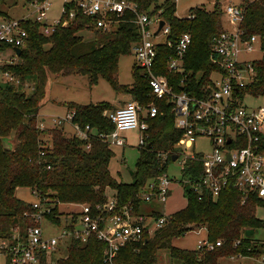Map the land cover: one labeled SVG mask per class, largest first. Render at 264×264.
<instances>
[{"label":"trees","instance_id":"trees-1","mask_svg":"<svg viewBox=\"0 0 264 264\" xmlns=\"http://www.w3.org/2000/svg\"><path fill=\"white\" fill-rule=\"evenodd\" d=\"M25 3L32 0H22ZM141 12L158 14L169 23L172 40L182 32L191 35V42L184 59L185 70L189 71L184 90L198 95L202 81L208 78L214 68L208 59L213 38L224 30L223 7L215 4L212 12L202 8L192 10L191 17L179 18L174 15L172 0H129ZM18 0H14L15 5ZM241 29L248 38L256 35L261 41L262 55L252 61L255 80L238 91L241 99L245 94L264 96V0H244ZM149 14V13H148ZM0 15H8L0 13ZM27 39L21 47L17 60L0 66V71H8L14 81L0 84V242L15 246L24 241L28 226L35 222L30 215L31 207L15 195L18 187L36 189L53 202L102 203L105 191H115L120 205L132 204L137 212L142 211L140 200L145 185L167 171V162L158 152H166L174 147L180 134L174 128V116L170 104L156 100L150 93L148 80L136 66L133 68V82L130 86L116 81L117 62L122 54L131 50L132 44L139 39V29L134 16L122 15L110 31L94 29L92 19L76 14L67 26H57L45 36L39 32L38 25L26 22ZM83 30H93V37L85 40L80 34ZM170 48H157L159 73L164 70ZM198 71L203 72L196 79ZM74 73L87 76L90 84L99 77L104 78L117 91L129 93L141 106L154 102L157 114L148 119L149 149L140 150L131 182H117L109 172L112 156L110 146L92 139L90 149L84 148V141L76 136L67 137L59 128L40 129L38 127L39 109L46 95L51 76H68ZM177 81L180 75L173 76ZM28 85V89L24 87ZM177 84L174 89L179 91ZM28 90V91H27ZM71 121L81 126L89 124L95 131H109L113 124L104 116L109 103L71 104ZM40 121V120H39ZM15 131L12 150H6L1 138ZM43 142L45 144H43ZM264 145V140H263ZM130 173V171H129ZM184 176L194 178L199 168L188 163ZM187 205L151 235L143 232L141 239L130 241L120 247L111 261L112 264H155L156 253L167 249L170 257L179 264H219L221 257L232 255L257 258L264 254V243L246 238V229H259L263 222L255 216L256 205H263L258 197L251 196L241 204L239 192L227 188L213 200L206 195L198 200L196 194L186 189ZM143 212V211H142ZM57 207L47 216L50 221L58 222L55 217ZM155 216L161 214L152 212ZM192 226H203L205 235L211 240H221L220 247L209 252L196 249L185 250L172 245L173 238L183 234ZM239 243L235 246V242ZM67 253L64 257L49 259L41 257V264H109L104 261L105 243L94 236L82 243L78 240L66 241ZM1 252V250H0Z\"/></svg>","mask_w":264,"mask_h":264},{"label":"built area","instance_id":"built-area-1","mask_svg":"<svg viewBox=\"0 0 264 264\" xmlns=\"http://www.w3.org/2000/svg\"><path fill=\"white\" fill-rule=\"evenodd\" d=\"M26 4L29 11L25 15H0V62L4 59V64L13 63V48L21 49L27 39L24 27L26 22L36 23L39 32L47 36L57 26H67L76 14H82L92 19L94 29L107 32L126 12L132 14L140 34L139 39L131 46L136 59L135 66L148 80L152 96L158 101L164 100L170 104L174 128L180 134L174 144L179 148L173 147L166 152H158L157 155L168 160L171 155L177 154L174 161L182 172L178 181L187 185V189L196 194L199 201L206 195L215 200L222 191L232 188L239 192L241 204L251 196H256L264 202V110L241 106L237 94L240 89L255 80L252 61L240 60L239 56L242 52L253 51V43L260 40L256 35L248 38L244 36L240 27L243 20L242 6L233 3L224 5L223 19L227 26L213 38L208 56L214 68L208 78L202 81L198 95H192L184 90L190 74L184 66L185 55L191 42L190 33L182 32L172 40L169 23L163 20V25L159 28L161 18L156 16L151 20L149 14L141 12L134 2L63 0L60 17L54 20H49L48 17L51 7L49 0H32ZM154 39L160 40L155 42ZM160 46L170 48L164 67L169 76L158 72L160 65L157 60V48ZM7 50L12 51L14 55L2 56ZM175 75H180L178 81L177 78L173 79ZM3 76L4 83H18L8 71H4ZM202 76V71L195 75L196 79H201ZM177 84L181 86L179 91L174 89ZM24 87L28 89L27 84H24ZM157 112L158 107L154 102L144 107L132 99L109 111L107 119L113 124L109 131H95L89 124L81 126L73 123V111H68L66 117L57 123L69 121L73 129L72 136L83 140L86 150L90 149L92 139L108 145L124 146L125 140L121 132L138 129L137 147L142 150L150 147L147 120ZM39 128L43 129V126ZM197 138L208 140L210 152L199 153L190 150ZM188 163H194L199 168L198 175L193 179L183 173ZM174 181L177 180L169 177L166 172L150 180L138 196L142 205L153 201L164 203L170 193L169 187ZM30 193L34 197V200L29 202L32 211L25 215H30L35 224L27 227L25 240L17 242L15 246L0 242V250L8 254V264H41V257L49 259L58 245L69 239L84 243L91 236L105 243L104 261L112 264L115 252L120 247L141 239L144 231L151 235L168 220L163 214L155 216L152 212H137L132 204L120 205L116 195L105 197L102 203L93 205L69 203L72 209L65 216L60 210V206L65 204L51 201L36 189L30 188ZM55 207L58 222L47 218ZM44 221L48 225L58 226L59 233L48 236L43 227ZM238 243L239 240L234 245ZM221 244V240L211 241L205 235L197 240L195 249L209 252ZM237 257L239 256L232 255L229 258ZM257 264H264V254L259 256Z\"/></svg>","mask_w":264,"mask_h":264},{"label":"rangeland","instance_id":"rangeland-1","mask_svg":"<svg viewBox=\"0 0 264 264\" xmlns=\"http://www.w3.org/2000/svg\"><path fill=\"white\" fill-rule=\"evenodd\" d=\"M164 0H159V3H163ZM244 0H172L174 7V15L179 18H185L191 14L195 8H202L207 12L214 10L215 4L224 7L227 3H233L241 6ZM14 0H0V13H7L10 16L18 17L19 15H25L29 11L27 4L18 0L15 5H12ZM51 3L50 10L48 12L49 20L58 19L60 17L61 7L63 0H49ZM30 13V12H29ZM149 16L151 20H154L158 14H152ZM32 17V15H31ZM51 22V21H49ZM224 26L227 23L223 19ZM80 34L85 40H90L93 37V30H83ZM160 39H154L155 42ZM254 50L251 52H242L239 56L240 60L254 61L261 57V41L256 40L253 43ZM13 52L7 50L2 53V56H12ZM7 54V55H6ZM14 61L17 60V56L14 55ZM13 61V62H14ZM5 62L1 60L0 66ZM136 59L134 53L130 50L127 54H122L118 58L117 62V75L116 81L120 85L130 86L133 82V68L135 67ZM3 72L0 71V84L4 85ZM27 89V88H26ZM28 91V90H27ZM134 99L129 93L124 90L117 92L104 78L99 77L94 84H90L87 76L74 73L68 76H51L48 82L46 95L43 103L39 109L38 126L43 129L59 128L64 132V135L70 137L73 134V129L69 121H63L62 124H58L57 121L64 119L68 111H72L69 107L71 104H98L100 102H107L110 108L104 110V116L107 118L109 111L112 108L120 107L129 100ZM240 105L247 108H262L264 110V96H255L245 94L240 99ZM44 119V121H41ZM40 120V121H39ZM42 125V126H41ZM264 133V127H263ZM122 137L126 138V142L123 146L109 145L112 151V156L109 161V172L111 176L117 182H131L129 171L134 170L135 162L140 155L138 149V129H129L121 132ZM175 149L179 148L174 146ZM210 144L208 140L204 138H197L194 142V146L190 148L191 151L199 153L210 152ZM168 151V150H167ZM167 175L171 178H175L170 187V193L165 199L164 203H156L155 201L145 205V211L153 209L160 214L170 217L184 209L187 205V197L185 191L187 185L181 184L178 180L182 177L181 169L176 161L167 162ZM115 191L111 188L105 191V197L110 198L114 196ZM15 195L20 199L31 202L34 197L30 193L28 187H18L15 190ZM72 206L65 204L60 206L62 214H66L71 211ZM144 211V212H145ZM255 216L260 219L264 224V206L256 205ZM43 227L48 236L56 235L59 233V227L54 225H48L46 221L43 222ZM205 228L203 226H192L186 230L183 234L173 238L172 245L174 247L194 250L196 248V242L200 238L205 237ZM254 240L264 243V225L257 229V232L253 236ZM68 242H64L57 246L56 250L51 254L53 259L64 257L67 253ZM51 257V256H50ZM8 254L5 251L0 252V264H8ZM157 264H179L176 260L171 259L169 251L167 249H160L156 253ZM219 264H257L259 263V257H237L231 259L229 257H221L218 260Z\"/></svg>","mask_w":264,"mask_h":264},{"label":"water","instance_id":"water-1","mask_svg":"<svg viewBox=\"0 0 264 264\" xmlns=\"http://www.w3.org/2000/svg\"><path fill=\"white\" fill-rule=\"evenodd\" d=\"M163 25V20L161 19L159 21V28ZM15 55L18 57L21 49L18 47H14L13 48ZM15 131H12L8 136L2 137L1 138V144L3 146L4 149L6 150H12L14 147V141H15ZM227 142H229V140H227ZM147 148L149 147V145L146 146ZM177 158V154H173L171 155V161H174ZM130 174H132V172L130 171ZM257 232L256 229H246L244 231V236L246 238H252L255 233Z\"/></svg>","mask_w":264,"mask_h":264},{"label":"crops","instance_id":"crops-1","mask_svg":"<svg viewBox=\"0 0 264 264\" xmlns=\"http://www.w3.org/2000/svg\"><path fill=\"white\" fill-rule=\"evenodd\" d=\"M9 15V14H8ZM20 16V15H19ZM112 109H114V108H112ZM111 109V110H112ZM39 116H40V114H39ZM41 121H44V119H41ZM44 127V126H43ZM73 134H71V136H72ZM122 136V135H121ZM124 138V137H123ZM124 140H125V142H126V138H124ZM124 147V146H123ZM30 189V188H29ZM146 205V204H145ZM145 205H142L141 206V210L144 212L145 211ZM155 210H153V209H151V210H149V212H154ZM148 211L146 212L145 211V213H149Z\"/></svg>","mask_w":264,"mask_h":264}]
</instances>
